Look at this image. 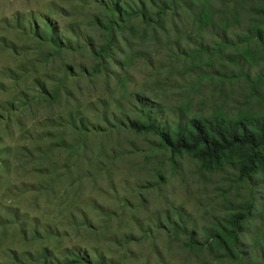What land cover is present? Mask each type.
<instances>
[{"label": "rangeland", "instance_id": "1", "mask_svg": "<svg viewBox=\"0 0 264 264\" xmlns=\"http://www.w3.org/2000/svg\"><path fill=\"white\" fill-rule=\"evenodd\" d=\"M264 0H0V264H264Z\"/></svg>", "mask_w": 264, "mask_h": 264}, {"label": "trees", "instance_id": "2", "mask_svg": "<svg viewBox=\"0 0 264 264\" xmlns=\"http://www.w3.org/2000/svg\"><path fill=\"white\" fill-rule=\"evenodd\" d=\"M163 139L173 152L196 151L204 158H216L233 148H249L250 164H255L258 154L264 150V125L229 126L222 122L191 121L179 127L175 135L163 134Z\"/></svg>", "mask_w": 264, "mask_h": 264}]
</instances>
